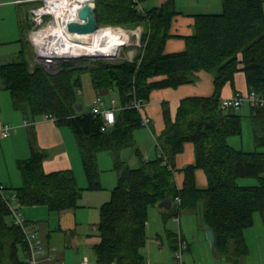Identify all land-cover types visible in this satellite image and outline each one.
<instances>
[{
  "label": "trees",
  "instance_id": "obj_1",
  "mask_svg": "<svg viewBox=\"0 0 264 264\" xmlns=\"http://www.w3.org/2000/svg\"><path fill=\"white\" fill-rule=\"evenodd\" d=\"M147 1L95 0L99 27H145L146 46L132 63L92 66L64 61L53 73L39 62L32 66L23 49L17 60L0 66V90L10 93L15 111L31 123L53 117L58 126L73 132L88 180L83 188L73 170L46 173L47 152L32 139L31 158L17 163L22 186L7 189L0 183V264H30L29 244L4 196L15 194L23 208L46 207L50 213L78 210L86 190H102L101 152L112 155L118 186L100 210V241L93 248L97 264H146L143 250L148 242L149 208L166 199L172 202L171 216L201 210L204 224L215 231L214 247L221 255L236 262L246 255L245 231L254 225L256 214H264V152H246L230 144V138L243 134V117L234 109L222 108L221 100L226 84L233 83L240 72L250 91L264 97V0H222V13L193 16V34L178 37L185 41L186 50L174 54L166 52V45L174 37L171 28L179 14L176 0L139 11L138 6ZM24 24L29 26L27 19L22 21V42L27 32ZM25 44L30 48L27 40ZM200 72L213 76L214 95L184 98L175 111L170 103H163L165 127L155 135L157 157L146 162L135 139L144 128L143 113L127 107L134 99L149 102L156 90L194 84ZM84 74L90 75L97 95L112 90L119 94L124 108L108 132L101 130L102 116L76 110ZM255 110L264 113V108ZM258 122L254 123L255 141L264 147V125L260 128ZM186 144L194 146L195 162L177 169V156ZM128 149L134 150L137 167L123 160ZM198 170L206 175V189L197 186ZM177 174L184 176L181 187ZM242 179L257 183L241 185ZM171 236L176 253L179 241Z\"/></svg>",
  "mask_w": 264,
  "mask_h": 264
},
{
  "label": "crops",
  "instance_id": "obj_2",
  "mask_svg": "<svg viewBox=\"0 0 264 264\" xmlns=\"http://www.w3.org/2000/svg\"><path fill=\"white\" fill-rule=\"evenodd\" d=\"M167 1L168 0H157V4L152 8L161 7ZM5 6L13 7V10L10 12V24H9L11 31L10 34L12 35V37H14V39H16L15 41H18V43L21 44L22 47L19 51L20 53L24 49L23 42L21 41L23 38L22 21L25 19L22 12L24 7L23 5L20 4L18 0H9L2 2L0 1V17L2 18L3 21L6 20V17L3 14L4 11L2 9ZM141 6L143 7V5ZM152 8H148V10ZM176 8L179 14L175 17L171 28V35L174 37L168 40L166 45V52L168 54L179 53L186 50L185 41L178 37L190 36L193 34L194 24H195V19L193 16L199 14H210V12L207 11H211V10H217V9L223 10V5H222V0H190V2L189 1L187 2L186 0L183 1L176 0ZM9 57L2 55L1 56L2 62L4 61V63H7ZM197 76H198V80L194 84L182 85L176 89L169 88V89L156 90L152 93L150 101L147 102V105L143 110V115L151 120L150 138H152L154 141L152 148H149L146 151V153L143 154L144 159H147V161H150L157 157L158 150H157V142L155 135L160 134L165 127L164 117H163V103L165 102L170 103L173 110L175 111L178 103L184 98L211 97L214 95L215 85H214L213 76L207 72H200L197 74ZM250 93L251 91L248 87L246 76L244 73L240 72L236 75L233 83L226 84V86L222 91V99L231 98L236 94L248 95ZM97 96L98 99L99 98L103 99V97L106 95H101V96L97 95ZM98 99H97V103H98ZM113 101L115 102L116 108L120 110L124 108L122 105L117 106V101L115 99H112L110 104H107L105 101V107L107 108L112 107ZM96 105L97 104H94L92 106V109ZM245 105L240 108L245 107ZM248 106H249L248 108L249 111L247 114L249 116L247 117L246 114L245 118L251 120L253 125V131L255 125L254 123L256 121L257 122L259 121L258 123H260L261 125V127L260 125L259 127L263 128L262 124L264 125V113L255 110V108L251 107L250 105ZM18 113L20 114L22 120L19 119L20 116H18L17 114H12L11 116L4 117L2 116V111H0V125L11 124L15 127L9 137L7 138L0 137V154H2V156L4 157V159L2 158L3 160H1L2 163L0 161V183L7 189L19 188L22 186L23 180L21 173L18 169L17 163L19 161L28 160L29 158H31L33 154L31 141L32 139H35L39 148L47 152V158L44 161V169L46 173H53L63 170H73L76 174L79 185L83 187L82 185H84L85 179L82 172L84 173V167L80 156L76 137L74 136L73 132L67 127L58 126L55 121L50 119H39L36 122H32L33 124L31 125L25 126V122L28 121V119L22 113L20 112ZM242 117L244 118V116ZM4 119H8V120L10 119V120L4 121ZM150 138L149 140L151 141ZM135 139L138 144L139 142L136 137V134H135ZM2 140H8V143L4 141L3 146L5 147V149L4 147L1 148ZM7 144L9 147L11 146L10 150L15 155V158H13V162L10 161V163L9 161H7L5 157V150L7 149ZM241 149L243 150V148ZM8 153L10 152L8 151ZM194 162H195L194 146L192 144H186L184 148V152L177 156L176 168L183 169L190 164H194ZM183 180H184L183 174H177L176 181L180 187L183 184ZM196 182L199 189L203 190L207 188L208 181L203 171L198 170L196 172ZM86 186L84 188H86ZM88 194L89 193L85 191L82 199H86V201H92L94 198L98 196L95 194L93 195H88ZM105 203L106 202L102 203L101 207ZM91 206L92 205L86 203L84 205H81V207L78 210H69L61 213H50L46 207H36V206L28 207V208L21 207V212L24 214L28 222L29 228L32 231L34 230L38 231L39 237L43 243L44 252L39 254V259H38L39 264H64V260L67 255L66 254L67 249H70L71 247L77 249L80 247H85L86 249H92V252L94 253L93 248L100 241V238L97 231L98 223L89 224V222L85 220V217L89 214L88 210H90ZM80 210H82L81 213ZM97 211L98 208H96V212ZM169 211L170 210L161 209L160 223L158 221V224L156 225V229H154L152 233L154 239L153 242L159 243L160 249H165V243L167 242L168 243L167 245H169L173 253L176 254L172 248L171 235L178 238L179 235L181 234L183 239L188 243L187 251L190 250V243L183 228V221L186 223V230L197 231L196 233L199 235L198 240L202 245H205L206 242H209L207 239L208 227L204 224L202 220V213L200 209L196 211L186 210L181 212V214L179 215L180 217L179 221L177 220L178 216H171ZM95 214L96 213L94 212V215ZM262 218L264 222L263 213H262ZM255 222L256 221H254V224ZM88 224L90 226L87 228L85 225ZM151 226L152 223L149 221V212H148V222H147L148 241L150 240L148 229H150ZM175 226L176 229L174 230ZM81 229L82 230L86 229V230L81 231ZM245 240L247 245V253L243 258H241L239 262H236L235 260L230 259L229 257L221 255L216 250L214 245H211L217 252L214 264H224V263L226 264V262L228 264H250V262L248 261L249 247H248L246 235H245ZM259 245L260 242L258 244V247ZM145 256H147L151 260L149 261L151 264H180L177 258H172L171 256H168L166 258L161 259L160 257L154 255L151 247H149V249L146 250ZM183 264H186L184 260H183ZM187 264H194V263L188 259ZM255 264H264V261L263 259H261L259 263H255Z\"/></svg>",
  "mask_w": 264,
  "mask_h": 264
},
{
  "label": "rangeland",
  "instance_id": "obj_3",
  "mask_svg": "<svg viewBox=\"0 0 264 264\" xmlns=\"http://www.w3.org/2000/svg\"><path fill=\"white\" fill-rule=\"evenodd\" d=\"M2 1H9V0H0ZM183 1V0H182ZM187 2L190 0H186ZM157 4V0H149L146 3L143 4L144 9L152 8ZM23 15L24 18L27 19L28 21V27L26 24H24V28L26 29V39L28 41L29 47H26L25 41L23 42V48L26 50L27 53V58L31 61L32 66L34 63H41L40 65H43L41 61L37 59V51L35 45L32 43L30 40V32L33 30L34 25L33 21L30 15V9L32 8L31 4H25L23 5ZM4 11V15L6 17V20H2L0 17V66L4 64V61L2 62L1 56L4 55L6 57H9V61H14L18 59V53L21 49V44L18 43V41H15L14 37L10 34V12L13 10L12 6H5L2 8ZM222 9H217V10H211L207 11L213 13V14H220L222 13ZM6 13V14H5ZM122 28L129 33L127 34L130 37V45L125 47L122 50V57L119 60H113L109 59L106 57H92L88 56L86 58H73L72 60H68L69 62H86L88 65L96 66L97 63H115V62H129V54L130 52L134 51L135 52V58L138 57L139 53L145 48L146 44L144 43L143 36L145 32V27L142 25H139L135 28H125L121 26H101L100 28ZM100 32L105 33V34H110V33H115L113 30H101ZM138 33V34H135ZM102 34V35H105ZM139 42V44H138ZM32 52V53H31ZM64 62V61H63ZM132 63V62H130ZM60 64V63H58ZM46 67L45 65H43ZM47 69V67H46ZM56 73V72H53ZM82 88L79 91L80 94V101L84 105V109L86 112L90 111L92 109V106L94 104H97V93L94 91V89L91 86L90 83V75L89 74H84L82 76ZM1 86V82H0ZM103 99L106 101L107 104H110L112 99H115L117 101V106L121 105V100L120 97L118 96L117 90H112L110 93L106 96L103 97ZM249 106L246 104L245 107L239 108L234 110L237 114L241 116H246V114L249 111ZM0 111H2V116H11L12 114H17L20 116V114L14 110L13 105H12V99L11 95L7 90L1 89L0 90ZM145 113V112H144ZM249 115L247 114V117ZM243 118V134L242 136H235L229 140L230 144L237 148L241 149L243 148L244 151L246 152H255L261 151L264 152V147H258L256 142H255V135L253 131V125L250 119L248 118ZM19 119L22 120L21 116ZM10 120V119H9ZM8 119H4V121H9ZM11 122V121H10ZM13 124V123H12ZM13 126V125H12ZM151 129L149 127H145L138 130L136 132V137L138 139V145L140 146L143 154L146 153V151L149 148H152L153 146V139L151 137ZM150 134V135H149ZM151 139V141L149 140ZM4 141L8 143V140H2V145L1 148H3ZM5 149V147H4ZM11 146L9 147L7 144V149L5 150V157L7 161L13 162V158H15V155L13 152H11ZM8 151L10 153H8ZM11 154V155H10ZM4 157L2 154H0V161L3 160ZM123 160L127 161L129 165L132 167H137L139 162L137 157L135 156L134 150L133 149H128L125 150L122 154ZM98 162H99V168L101 171V177H100V182L102 186V190L100 191H90L86 190L88 192V195H98L96 198H94L92 201H86V199H82L81 205L84 204H89L92 205L89 211V214L85 217V220L89 222V224H96L100 222L101 218V204L104 202H109V200L112 197V193L115 190V188L118 186V175L114 171V161L113 157L109 152H102L98 155ZM2 163V161H1ZM82 168V167H81ZM83 171V170H82ZM82 174L84 175V185L83 188L88 185V180L85 175V172ZM78 176V175H77ZM241 185H251V184H256L257 182L255 180H249V179H242L239 181ZM87 187V186H86ZM91 202V203H89ZM98 204V205H97ZM100 206V207H99ZM96 208H98V211L96 212ZM154 209V210H153ZM82 210H80L81 213ZM94 212L96 213L94 215ZM160 214H161V209L159 206H151L149 208V221L152 223V226L150 229H148V234L150 237V240L147 242L143 254L145 255V252L149 247H151L152 252L154 255L162 258H166L168 256H171L172 258H177L176 254L173 253L171 250V247L167 245L168 243H165V249H160L159 243L153 242V230L156 229V225L158 224V221L160 223ZM81 217V215H80ZM55 219V218H54ZM82 219V217H81ZM172 220V219H171ZM255 224L253 227L247 229L245 231V235L247 238V243L249 247V258L248 261L250 264H255L259 263L261 259L264 261V222L262 218V214L258 213L255 216ZM85 225L87 228L90 225ZM149 228V227H148ZM183 228L185 231V234L188 237L189 243H190V250L189 251H184L183 254V260L187 264L188 259L191 260L194 264H214L215 263V258H216V250L211 246L209 242H206L205 245H202L199 240H198V234L196 233L197 231L193 230H186V223L183 221ZM176 229V226L174 230ZM193 229V228H192ZM86 230V229H84ZM81 229V231H84ZM88 230V229H87ZM153 242V243H152ZM260 242V245L258 247V244ZM152 243V244H151ZM258 247V248H257ZM66 257L64 260V264H82L83 261L88 260L90 264H96V257L94 253L92 252V249H86L85 247H80V248H70L67 249L66 252ZM218 255V254H217ZM147 263L151 261L147 256H145ZM182 260V261H183ZM225 264V263H224ZM226 264H228L226 262Z\"/></svg>",
  "mask_w": 264,
  "mask_h": 264
},
{
  "label": "built area",
  "instance_id": "obj_4",
  "mask_svg": "<svg viewBox=\"0 0 264 264\" xmlns=\"http://www.w3.org/2000/svg\"><path fill=\"white\" fill-rule=\"evenodd\" d=\"M93 0H26L20 1L27 2L32 5L30 9V15L33 21L34 28L30 32V40L36 47L37 51V59L43 63L47 67V69L51 72H58L59 71V64L63 61L72 60L73 58H81V57H88V56H81V57H57L56 58H44L42 54L48 52V49H44L45 46L42 43L43 35L46 32H53L56 36V43L60 45H65L71 43L69 40V25L73 22H80L83 21L80 19V12L85 7V5ZM139 11L144 12V8L139 5ZM101 30H113L116 33H119V37L122 38L123 44L121 45L118 54L116 56H103L109 59L119 60L122 57V50L130 45V37L127 35L129 32L122 29V28H100L98 31ZM138 34V33H135ZM40 38V41H36L37 38ZM40 43V44H38ZM139 44V42H138ZM48 54V53H47ZM53 55V54H50ZM102 57L101 55H98ZM97 56V57H98ZM95 57V56H94ZM129 62H133L135 60V52L132 51L129 54ZM245 104L250 105L253 108H264V97L257 94L256 92H251L248 95H241L236 94L231 98H223L221 100V107L224 109H238ZM147 102L140 101L134 99L132 103L127 108H134L141 113H143L144 108L146 107ZM123 109V108H122ZM121 109V110H122ZM120 109L116 108L115 102L113 101L112 107H105V101L102 98L98 99L97 105L92 109V113L97 116L103 117V125L101 127L102 132H108L112 129L117 121V112ZM46 119H50L55 121L53 117L47 116ZM32 123L30 121L25 122V126H29ZM142 124L145 127L151 126V120L145 117L142 114ZM14 126L11 124H1L0 125V137L7 138L11 135L12 131L14 130ZM147 161V159H145ZM6 203L8 204L14 222L17 226L21 227L23 230L27 243L29 244L30 250V264H39V254L44 252V247L42 240L39 237V233L37 230L32 231L29 228L28 222L21 212V206L17 200V196L15 194L11 195L10 197L4 196ZM180 201V199H178ZM180 217H177L179 221ZM179 246L176 252V257L179 260L180 264H183V254L184 251L188 248V243L183 239L181 234L178 237ZM82 264H90L88 260L83 261ZM146 264H151L150 262Z\"/></svg>",
  "mask_w": 264,
  "mask_h": 264
},
{
  "label": "bare ground",
  "instance_id": "obj_5",
  "mask_svg": "<svg viewBox=\"0 0 264 264\" xmlns=\"http://www.w3.org/2000/svg\"><path fill=\"white\" fill-rule=\"evenodd\" d=\"M100 31L95 35V41L92 46L81 45L72 42L70 39L67 46L56 43V36L53 32H46L43 35L42 43L45 46L44 49H48V54H42L44 58H56L57 57H81V56H116L123 44L122 38L119 37V33H110L100 35ZM36 41H40L38 37ZM40 44V43H38ZM53 54V55H50Z\"/></svg>",
  "mask_w": 264,
  "mask_h": 264
},
{
  "label": "water",
  "instance_id": "obj_6",
  "mask_svg": "<svg viewBox=\"0 0 264 264\" xmlns=\"http://www.w3.org/2000/svg\"><path fill=\"white\" fill-rule=\"evenodd\" d=\"M80 19L83 23L73 22L69 25V39L77 44L92 46L95 41V35L99 30V24L97 20V5L95 0L87 3L80 12ZM85 58V57H81ZM76 110L79 113L84 112V105L78 103ZM160 209L170 210L172 208V202L170 199L162 201L159 205ZM207 239L211 245L216 242L215 231L211 228H207Z\"/></svg>",
  "mask_w": 264,
  "mask_h": 264
}]
</instances>
